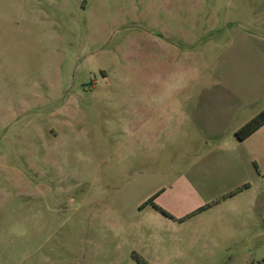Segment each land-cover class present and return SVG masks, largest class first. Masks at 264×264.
Wrapping results in <instances>:
<instances>
[{
  "label": "rangeland",
  "instance_id": "374dc122",
  "mask_svg": "<svg viewBox=\"0 0 264 264\" xmlns=\"http://www.w3.org/2000/svg\"><path fill=\"white\" fill-rule=\"evenodd\" d=\"M264 0H0V264H264Z\"/></svg>",
  "mask_w": 264,
  "mask_h": 264
},
{
  "label": "trees",
  "instance_id": "16d2710c",
  "mask_svg": "<svg viewBox=\"0 0 264 264\" xmlns=\"http://www.w3.org/2000/svg\"><path fill=\"white\" fill-rule=\"evenodd\" d=\"M264 125V110L243 125L237 132L236 137L240 141L246 140L250 137L253 133H255L258 129H260Z\"/></svg>",
  "mask_w": 264,
  "mask_h": 264
},
{
  "label": "crops",
  "instance_id": "0c3cea01",
  "mask_svg": "<svg viewBox=\"0 0 264 264\" xmlns=\"http://www.w3.org/2000/svg\"><path fill=\"white\" fill-rule=\"evenodd\" d=\"M247 140V139H246Z\"/></svg>",
  "mask_w": 264,
  "mask_h": 264
}]
</instances>
